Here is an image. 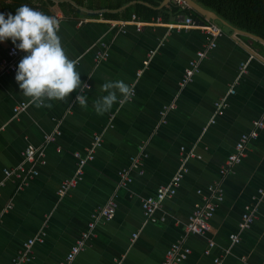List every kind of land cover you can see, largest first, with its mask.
<instances>
[{
	"label": "crops",
	"instance_id": "crops-1",
	"mask_svg": "<svg viewBox=\"0 0 264 264\" xmlns=\"http://www.w3.org/2000/svg\"><path fill=\"white\" fill-rule=\"evenodd\" d=\"M34 2L43 3L48 15L59 19L62 46L78 61L76 70L90 90L83 93L86 107L75 103L78 90L66 102L51 101V108L37 107L22 95L15 80L17 70L1 76L0 264H14L23 244L41 231H45L44 240L34 244L32 259L23 264H59L87 228L94 211L111 196L117 201L115 216L97 224L96 236L74 264H116L121 259L123 264H162L174 242H183L192 250L180 264H213L220 255L223 264H261L264 195L259 189L264 188V127L249 141L246 155L233 170L223 179L220 172L240 135L251 130L254 120L264 117V53L254 45L257 39L201 13L204 17H193L183 0H162L159 5L148 0ZM135 4L166 9L143 19ZM134 15L144 23L141 30L136 28ZM186 17L195 23L181 26ZM121 21H128L125 31L113 25ZM209 23L218 24L222 32L193 80L182 87L190 60L210 42L201 27ZM103 43L109 56L96 62ZM242 62H247V72L238 79ZM121 80L131 87L135 83L134 98L121 103L122 96L117 93L111 109L97 115L94 104L107 94L100 86ZM234 83L236 92L229 96L225 113L208 124L214 102ZM22 101L29 105L15 115L14 107ZM173 103L175 107L162 114L165 106ZM57 129L60 134L55 141L47 142L46 135ZM96 134H102L103 140L95 158L84 166L77 185L60 196L61 182L71 178L77 168L74 152L84 153ZM30 146L43 147L44 162L37 164L38 174L19 187V179L5 178L4 169L20 164L22 152ZM142 146L147 156L140 173L131 166V157ZM190 153L196 155L187 158L188 171L176 194L163 201L155 220L146 222L143 198L168 183ZM122 169L132 176L126 186L117 184ZM219 180L224 200L211 219V229L204 235L187 234L185 225L195 204L208 193V185ZM255 202H259L257 218L240 230L245 206ZM239 231L240 241L231 245L230 234ZM134 233H138L135 239ZM210 239L215 246L206 254ZM227 248L230 251L225 254Z\"/></svg>",
	"mask_w": 264,
	"mask_h": 264
},
{
	"label": "built area",
	"instance_id": "built-area-1",
	"mask_svg": "<svg viewBox=\"0 0 264 264\" xmlns=\"http://www.w3.org/2000/svg\"><path fill=\"white\" fill-rule=\"evenodd\" d=\"M133 19H135L136 28L141 30L144 26V23L137 20V16L134 15ZM128 21H121L115 22L114 26L120 28V31L126 30V23ZM195 21L192 17H186L185 24L181 25L184 27L191 26L194 24ZM201 27L208 33L210 36V42L206 44L205 48L197 50L196 56L190 60L189 66L185 69L183 78L180 82V85L183 87L189 82H191L196 75V73L200 69L201 61L204 57H206L209 53V50L216 46V37L221 34L222 28L216 23H209V24H202ZM18 43V42H17ZM154 51L150 52V56ZM26 55L25 52L19 50L15 47L12 43L11 39L0 41V78L2 75L8 72H14L18 68V63ZM109 56L108 47L105 46L103 43V48L98 50L95 55V61L100 62ZM247 62H242L240 66V72L238 79L242 76L243 73L247 72ZM140 70L138 75L141 74ZM133 90V94L127 100H131L134 98L136 94L135 90V83L131 87ZM235 83L232 84L228 91L219 97L214 102V113L209 120L208 124H213L216 121V117L221 116L225 113L226 108L228 107V98L230 95L235 94ZM123 100V97L120 101ZM29 102L22 101L18 103L14 107L15 115L23 112L28 107ZM175 104H170L165 106V109L162 111V114H165L166 111L170 108H174ZM114 114H112L111 118L113 119ZM112 124L110 123L108 127H111ZM264 127V117L258 118L253 121V127L251 130L243 132L239 139L237 140L234 151L229 154L227 159L225 160L224 164L220 168V172L222 174V179L226 176L229 172L233 170L235 164L240 162L244 156L246 155V148L247 144L253 138H256L259 135L260 130ZM60 134V131L57 129L55 132L46 135L47 142H54L56 135ZM103 140L102 134H96L94 137V141L91 146H88L84 153L80 151H75L74 156L77 159V168L74 172V175L71 178H67L61 182L58 193L60 196L66 195L71 189H73L78 181L82 178L84 174V166L92 161L95 158L96 149L98 146L101 145ZM184 149V148H182ZM196 154L190 153L186 158L182 161V166L174 173L171 180L166 183L162 184L157 188L155 194L146 196L142 200V209L145 216V221H152L155 220V213L162 207L163 201L168 198L172 197L176 194L177 188L180 185L183 177L187 173L188 169L186 167V161L189 156H195ZM23 160L20 164L13 168H5L4 169V177H16L19 179V187H22L27 181L36 176L38 174L37 164L44 162L43 157L45 156L43 147L42 148H35V147H27L22 152ZM147 156L146 150L144 146L141 147V151L131 157L132 167H137L140 169V173H143L144 170L142 169L143 166V157ZM131 172L127 169H122L119 172V186H126L132 181ZM3 184V181L0 183ZM199 193H202L200 189H198ZM259 193L264 195V188L259 189ZM224 200V188L222 185V180L217 182L211 183L208 185V193L203 195L202 201L195 204V207L189 216L187 223H186V232L187 234H206L211 229V219L213 218L215 212L217 211L218 207ZM258 203L255 202L254 204H248L245 206L244 213L242 215V219L239 225V229L243 230L248 228L254 220L257 218L258 215ZM117 210V201L115 196H111L105 205L100 206L97 208L94 213L92 214L91 219L88 221L87 228L81 232L79 237L76 239L75 243L70 247L68 250L65 258L59 262V264H74L76 256L85 250L89 245V240L92 237L96 236V227L97 224L101 221H109L111 220ZM45 231H41L39 235L28 239L24 244L23 247L19 250L16 257L14 258V264H23L32 259V250L33 246L36 242H42L44 240ZM138 236V233H134L133 239ZM230 241L231 245L236 244L240 241V231L230 234ZM215 246V242L210 239L208 241V246L205 249V253H211V249ZM229 248V247H228ZM225 250V254L229 253L230 249ZM191 248L185 245L183 242H174L171 246L166 250L164 259L162 264H180L183 260H185L191 253ZM224 254V255H225ZM224 256L220 255L214 258L213 264H223ZM116 264H123V260L116 261ZM261 264H264V260Z\"/></svg>",
	"mask_w": 264,
	"mask_h": 264
},
{
	"label": "clouds",
	"instance_id": "clouds-1",
	"mask_svg": "<svg viewBox=\"0 0 264 264\" xmlns=\"http://www.w3.org/2000/svg\"><path fill=\"white\" fill-rule=\"evenodd\" d=\"M59 31L57 17L27 4L18 7L14 15L0 12V41L11 39L17 49L26 53L15 76L22 95L37 107L51 108V101L66 102L78 90L75 103L86 107L87 98L83 93L90 86L81 80V73L76 70L78 61L66 53ZM100 90L107 93L94 104L97 115L101 116L117 102V93L124 100L133 94L131 86L122 80L106 82Z\"/></svg>",
	"mask_w": 264,
	"mask_h": 264
},
{
	"label": "trees",
	"instance_id": "trees-1",
	"mask_svg": "<svg viewBox=\"0 0 264 264\" xmlns=\"http://www.w3.org/2000/svg\"><path fill=\"white\" fill-rule=\"evenodd\" d=\"M154 5H159L162 0H148ZM205 8L213 10L228 24L234 28H239L244 31L251 32L264 38V0H195ZM27 4L33 8L43 11L45 14H49L46 10V6L43 3H36L34 0H0V12L12 13L16 12V9L21 5ZM137 12L143 19L150 18L151 16H157L163 12L166 8L155 9L152 6L145 4H135ZM186 10L195 18H202L200 13L195 11L194 8H186ZM254 45L262 53H264V45L259 40H253Z\"/></svg>",
	"mask_w": 264,
	"mask_h": 264
},
{
	"label": "water",
	"instance_id": "water-1",
	"mask_svg": "<svg viewBox=\"0 0 264 264\" xmlns=\"http://www.w3.org/2000/svg\"><path fill=\"white\" fill-rule=\"evenodd\" d=\"M183 1H184V4H183L184 6H190V7L194 8L197 12L203 14L207 19L218 20L222 24L230 26L228 24V22H226L223 19H220V17L216 14V12H214L213 10H210L208 8H205L204 6H202L197 1H195V0H183ZM234 29L237 30L240 33H244V34H246L248 36L253 37L254 39H257V40L261 41L264 44V38H262L261 36L253 34V33L248 32V31L241 30L239 28H234ZM254 54H256V53L254 52ZM262 60H264V58H262Z\"/></svg>",
	"mask_w": 264,
	"mask_h": 264
}]
</instances>
